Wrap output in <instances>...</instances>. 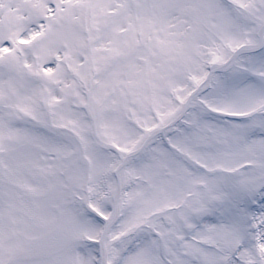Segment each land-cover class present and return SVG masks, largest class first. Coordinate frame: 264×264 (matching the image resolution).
I'll use <instances>...</instances> for the list:
<instances>
[{"label": "snow or ice", "instance_id": "obj_1", "mask_svg": "<svg viewBox=\"0 0 264 264\" xmlns=\"http://www.w3.org/2000/svg\"><path fill=\"white\" fill-rule=\"evenodd\" d=\"M0 264H264V0H0Z\"/></svg>", "mask_w": 264, "mask_h": 264}]
</instances>
